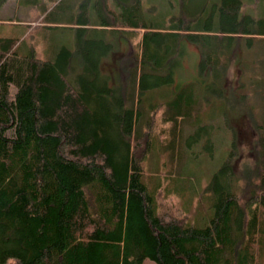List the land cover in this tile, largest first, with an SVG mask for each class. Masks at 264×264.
<instances>
[{
	"label": "trees",
	"instance_id": "obj_1",
	"mask_svg": "<svg viewBox=\"0 0 264 264\" xmlns=\"http://www.w3.org/2000/svg\"><path fill=\"white\" fill-rule=\"evenodd\" d=\"M67 1L45 10L42 26L74 33V49L64 45L50 60L21 54L18 38L0 36V264H258L264 122L256 121L257 170L241 182L231 152L206 189L214 215L195 227L161 208L169 195L145 165L157 150L177 155L179 118L200 113L209 96L184 83L166 109L153 101L147 109L137 89L172 83L193 44L221 100L235 52L264 40V17L243 14V0H192L177 15L171 0L162 15L145 0H113L114 8L100 0L94 9ZM107 33L134 52L125 89L104 75L117 50ZM246 60L238 61L244 71ZM259 64L264 77V57ZM238 93L256 116V95L241 86Z\"/></svg>",
	"mask_w": 264,
	"mask_h": 264
},
{
	"label": "rangeland",
	"instance_id": "obj_2",
	"mask_svg": "<svg viewBox=\"0 0 264 264\" xmlns=\"http://www.w3.org/2000/svg\"><path fill=\"white\" fill-rule=\"evenodd\" d=\"M60 1L0 0V36L18 38L20 40L18 51L21 54L25 55L35 50L40 56L50 60L55 58L64 45L74 49V33L65 28L42 26L47 21L43 16L44 11L53 8L55 3ZM68 1H76L77 9L82 6L94 9L95 4H98L100 0ZM171 1L175 6V15L182 9L183 4H196L192 0ZM243 1V14H251L256 18L264 17L263 0H257L255 4H252V0ZM108 2L109 7L114 8V1L108 0ZM145 2L147 9L154 7L155 11L161 15L168 13L171 5L169 0H145ZM27 24H31V30H28ZM29 31L32 32L28 36ZM102 37L107 42H115L117 45L116 52L105 58L104 75L115 83L114 87L120 86L125 89L131 75L130 70H127L131 63L128 59L134 54L131 44L123 38H119L120 40L116 42V37L111 33ZM138 40L139 38L134 43ZM186 51L178 59L180 65L174 69L171 84L164 83L159 87L148 88L143 91V94H140L141 92L137 89V96L140 95L142 100H145L144 107L147 109L151 101L156 104L163 103L166 109L175 86L178 87L184 83H196L198 90L209 96L200 101L202 110L200 113L179 118L175 148L177 155L172 158L170 156L172 150H157V153L145 165L147 173L156 176V180L162 183L166 194L169 195L167 198H160L161 208L173 212L176 209V213L184 217L189 224L204 227L209 224L214 215L213 198L206 189L230 153L234 152L236 155L233 160V169L241 182L248 174L257 170L259 136L257 122H264V77L261 75L262 68L259 64L261 57H264V40H256L251 46L244 42L235 52L227 80L222 84L224 87L221 100L218 99L217 93L212 91L216 85L211 75L201 74L199 71L198 48L188 44ZM243 58L247 59L246 71L238 64V61ZM151 82L152 79L147 77L146 83ZM240 86L250 91L253 96L256 95L257 100L253 99V102L256 101L255 107L258 111L256 116L250 115L245 105L240 102L238 93ZM15 90L16 88L12 87V91L15 92ZM250 105H253L251 99ZM161 118H163L162 114L158 116L159 120ZM172 124L173 122H170L164 127L169 129ZM158 131H160L159 126L155 132L158 133ZM261 232L264 239V230ZM144 264L155 263L146 259ZM258 264H264V251L258 259Z\"/></svg>",
	"mask_w": 264,
	"mask_h": 264
}]
</instances>
